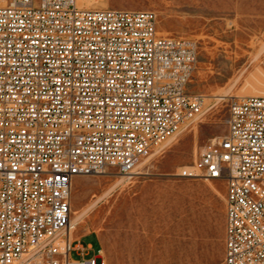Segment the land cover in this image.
I'll list each match as a JSON object with an SVG mask.
<instances>
[{"label": "built area", "instance_id": "1", "mask_svg": "<svg viewBox=\"0 0 264 264\" xmlns=\"http://www.w3.org/2000/svg\"><path fill=\"white\" fill-rule=\"evenodd\" d=\"M158 24L148 9L0 0V264H105L71 236L76 177L135 172L203 115L198 45ZM228 108L227 133L178 175L226 182L223 264H264V95Z\"/></svg>", "mask_w": 264, "mask_h": 264}, {"label": "rangeland", "instance_id": "2", "mask_svg": "<svg viewBox=\"0 0 264 264\" xmlns=\"http://www.w3.org/2000/svg\"><path fill=\"white\" fill-rule=\"evenodd\" d=\"M78 3L153 10L161 34L196 41L188 90L203 99V115L186 121L135 172L110 167L76 177L71 217L80 219L73 237L92 244L90 256L101 250L105 264H223L226 182L184 178L178 172L209 140L227 133L230 96L264 95V0ZM71 257L80 256L73 250Z\"/></svg>", "mask_w": 264, "mask_h": 264}, {"label": "bare ground", "instance_id": "3", "mask_svg": "<svg viewBox=\"0 0 264 264\" xmlns=\"http://www.w3.org/2000/svg\"><path fill=\"white\" fill-rule=\"evenodd\" d=\"M81 214H82V213H81ZM78 219H80V216H76L75 219H73V218L71 217V221H72L73 224H76V222L78 221ZM74 230H75V229H73L72 232H71V234H72L71 236H72V237H73V235H74V232H73ZM73 238H74V237H73Z\"/></svg>", "mask_w": 264, "mask_h": 264}, {"label": "crops", "instance_id": "4", "mask_svg": "<svg viewBox=\"0 0 264 264\" xmlns=\"http://www.w3.org/2000/svg\"><path fill=\"white\" fill-rule=\"evenodd\" d=\"M89 245H91L92 246V244L91 243H89ZM93 247V246H92Z\"/></svg>", "mask_w": 264, "mask_h": 264}]
</instances>
